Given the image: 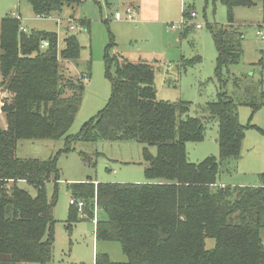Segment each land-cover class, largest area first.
<instances>
[{
  "label": "trees",
  "instance_id": "trees-1",
  "mask_svg": "<svg viewBox=\"0 0 264 264\" xmlns=\"http://www.w3.org/2000/svg\"><path fill=\"white\" fill-rule=\"evenodd\" d=\"M26 1L42 18L83 2ZM212 1L229 12L228 25L210 27L218 52L217 78L222 81L223 69L238 64L242 55L244 35L233 23L235 9L264 5V0ZM190 12L186 9L184 19H190ZM78 25L90 31L88 21L80 20ZM20 27L21 21L11 15L1 21L0 110L7 129L0 130V264H48L52 260L59 157L76 141L99 140H133L145 145L146 183L88 181L68 188L72 200L83 203L80 221L94 222L97 214V241L118 242L127 264H264V173L256 186L220 187L218 182L223 166L241 159L247 131L230 96L220 92L202 117H190V103L157 98L152 64L118 57L115 77L109 74L108 105L72 136L68 133L82 104L84 77H89L67 74L70 64L80 59V42L70 35L59 51L57 33H26ZM190 30L188 26L183 37ZM107 63L110 68L111 62ZM188 64L191 61L182 66ZM251 106L253 111L264 107V95ZM213 121L219 127L220 158L191 163L187 144L204 141L206 123ZM260 131L264 136V130ZM60 139L66 140L67 147L47 160L16 155L22 140ZM149 147L157 148L156 155ZM20 182L34 186L37 195L23 190ZM49 182L55 185L52 197L48 196ZM100 214L105 217L99 218ZM78 215V207L71 204L67 229L79 222ZM208 239L215 241L214 248H207ZM103 257V263H110L107 255ZM96 258V264H101Z\"/></svg>",
  "mask_w": 264,
  "mask_h": 264
},
{
  "label": "rangeland",
  "instance_id": "rangeland-1",
  "mask_svg": "<svg viewBox=\"0 0 264 264\" xmlns=\"http://www.w3.org/2000/svg\"><path fill=\"white\" fill-rule=\"evenodd\" d=\"M132 2L83 0L78 7H64L50 18H39L26 0H0V23L10 12L21 14V25L26 28V33H57L59 51L65 47L68 36H77L82 48L81 56L67 68V74L76 78L88 73L89 77L83 81L82 104L68 133L72 136L78 135L84 125L108 105L112 94L109 74L115 77L118 57H125L132 63L152 64L159 100L190 103L189 116L193 118L202 117L207 104L216 101L220 92H225L238 105L240 123L247 131L241 159L224 165L218 182L225 186L259 185V176L264 173V136L260 131L264 130V107L253 111L251 105L260 103L264 95V40L258 35V31L264 35V5L259 2L250 8L235 9L233 23L244 35L242 55L238 64L223 69L222 81H219L218 52L210 27L228 25L226 6L214 4L212 0H149L150 9L169 16L161 18L158 23L141 24L137 17L134 20L123 17L127 8L133 6ZM186 9L195 12L197 18L186 19V24H182ZM116 12L123 20L116 19ZM80 20L88 21L90 31L78 25ZM195 24L202 28L196 29ZM188 26L191 30L183 37ZM108 61L111 62L110 68ZM187 61L191 64L183 67ZM218 131L216 121L206 123L204 141L187 144L191 163H201L208 157L220 158ZM66 147L65 139L22 140L18 143L16 155L21 159L47 160ZM144 148L145 145L133 140L76 141L66 154L59 157L54 251L48 264H96L97 256L101 264H127L118 242L97 241L95 222L80 221L83 213L77 205L79 222L67 229L72 202L68 188L71 184L88 181L146 183ZM149 150L156 155V147H149ZM21 188L32 196L37 195L31 184L24 183ZM54 189V183L49 182V197L53 196ZM104 217L102 214L99 216ZM261 238L264 243V229ZM214 246L215 241L208 239L207 248ZM105 254L109 255L110 263H103Z\"/></svg>",
  "mask_w": 264,
  "mask_h": 264
},
{
  "label": "crops",
  "instance_id": "crops-1",
  "mask_svg": "<svg viewBox=\"0 0 264 264\" xmlns=\"http://www.w3.org/2000/svg\"><path fill=\"white\" fill-rule=\"evenodd\" d=\"M132 1H133L132 2L133 6H131V7H133L136 10V12H137L136 17L138 19V22H141V24L142 23H144V24L145 23H158V22H161V18L169 16V15H165L162 12L154 11V10L150 9V7L148 6V1L149 0H132ZM16 9L18 10V7ZM116 13H118V12H116ZM9 15H11L13 17L18 15V16H20L22 18L21 14H18V13H15V12H10V14L6 15V17L9 16ZM123 17H124V19L126 18L125 14H124ZM0 31H1V23H0ZM258 33H262V32L258 31ZM85 74L89 75L88 73H85ZM1 98H2V90H1V86H0V100H1ZM157 98H158V94H157ZM5 129H7V120H6V117L3 114V112H1V110H0V130H5ZM24 183H26V182H20L19 186L21 187V185L24 184ZM219 186L220 187H226L224 184H221V183L219 184ZM107 256L109 258V255H107ZM109 260H110V258H109ZM124 263H127V262H124Z\"/></svg>",
  "mask_w": 264,
  "mask_h": 264
},
{
  "label": "built area",
  "instance_id": "built-area-1",
  "mask_svg": "<svg viewBox=\"0 0 264 264\" xmlns=\"http://www.w3.org/2000/svg\"><path fill=\"white\" fill-rule=\"evenodd\" d=\"M136 15H137L136 10H135L133 7H128L127 10H126V14H125V17H126V18H125V19L134 20V19L136 18ZM189 16H190V19H191V20H194V19L197 18L196 13L193 12V11L190 12ZM14 17H15L17 20L21 21V17H20V16L16 15V16H14ZM116 17H117L116 19H118V20H123V18L120 17V15H119L118 13L116 14ZM39 18H42V17H39ZM182 24H186V19H184V21H183ZM195 27H196V29H201V28H202V26H201L200 24H195ZM20 29H21V31L26 32V28L23 27L22 25H21ZM70 29H71V28H70ZM71 30H72V29H71ZM258 34H259L260 37L264 40V35H262L261 33H258ZM47 45H48V44L45 43V44L43 45V47H47ZM85 77H86V78H84V81H87V80H88V77H87V76H85ZM71 204H73V205H77V206H79L80 208L83 207V203H82V202H77V201L72 200ZM94 222L96 223V218H95Z\"/></svg>",
  "mask_w": 264,
  "mask_h": 264
}]
</instances>
